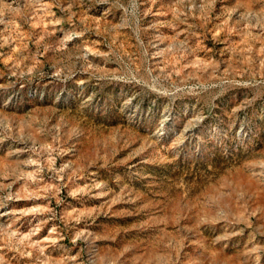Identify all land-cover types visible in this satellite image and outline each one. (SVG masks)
<instances>
[{"label": "rangeland", "instance_id": "obj_1", "mask_svg": "<svg viewBox=\"0 0 264 264\" xmlns=\"http://www.w3.org/2000/svg\"><path fill=\"white\" fill-rule=\"evenodd\" d=\"M0 264H264V0H0Z\"/></svg>", "mask_w": 264, "mask_h": 264}]
</instances>
